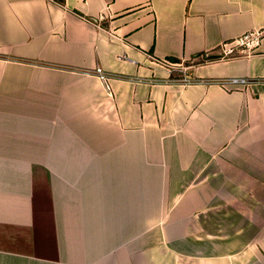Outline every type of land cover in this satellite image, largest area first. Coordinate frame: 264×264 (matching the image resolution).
Wrapping results in <instances>:
<instances>
[{"label":"crops","instance_id":"crops-1","mask_svg":"<svg viewBox=\"0 0 264 264\" xmlns=\"http://www.w3.org/2000/svg\"><path fill=\"white\" fill-rule=\"evenodd\" d=\"M0 264H264V0H0Z\"/></svg>","mask_w":264,"mask_h":264},{"label":"built area","instance_id":"built-area-1","mask_svg":"<svg viewBox=\"0 0 264 264\" xmlns=\"http://www.w3.org/2000/svg\"><path fill=\"white\" fill-rule=\"evenodd\" d=\"M261 37V32L256 30L243 34L235 41L223 43L221 45L222 55L225 57L239 51L250 53L259 45ZM172 64L173 63L164 60L160 63V65L168 71L170 70L168 66H171ZM93 73H95L105 83L109 81V76L102 68L96 67L93 70ZM218 83L226 89H236L250 84V81L247 78L242 77H226L219 79Z\"/></svg>","mask_w":264,"mask_h":264},{"label":"rangeland","instance_id":"rangeland-1","mask_svg":"<svg viewBox=\"0 0 264 264\" xmlns=\"http://www.w3.org/2000/svg\"><path fill=\"white\" fill-rule=\"evenodd\" d=\"M221 51V50H220ZM236 53V52H235ZM235 53L227 56V57H236ZM222 54V51H221ZM205 60V58H203ZM203 59H196L193 61L186 60V61H180L177 63H173L171 66H168L171 71V76L173 79L177 81L178 84L180 83H190L196 81V79L191 75L192 71L191 68L198 64L202 63ZM171 63V62H170ZM189 74V75H188ZM261 204V203H260Z\"/></svg>","mask_w":264,"mask_h":264},{"label":"trees","instance_id":"trees-1","mask_svg":"<svg viewBox=\"0 0 264 264\" xmlns=\"http://www.w3.org/2000/svg\"><path fill=\"white\" fill-rule=\"evenodd\" d=\"M174 62H178L177 60H173Z\"/></svg>","mask_w":264,"mask_h":264}]
</instances>
